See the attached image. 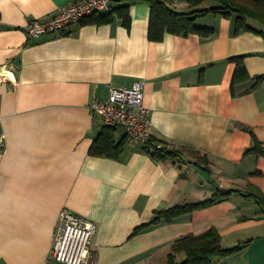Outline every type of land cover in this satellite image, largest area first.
Returning <instances> with one entry per match:
<instances>
[{
  "label": "crops",
  "instance_id": "1",
  "mask_svg": "<svg viewBox=\"0 0 264 264\" xmlns=\"http://www.w3.org/2000/svg\"><path fill=\"white\" fill-rule=\"evenodd\" d=\"M70 1L0 0V264H50L64 208L97 224L92 264H168L177 239L213 226L225 248L242 246L219 264H264V80L253 88L264 74V36L237 31L235 13H208L196 23L212 34L153 41L146 0L131 4L129 26L116 14L91 15L67 32L28 36L31 21L52 19ZM235 56L248 70L236 82ZM136 80L145 83L152 135L183 149L180 159L158 160L128 137L118 158L90 154L105 126L93 102ZM124 136L116 130L117 141ZM257 144L262 151H251ZM220 195L150 223L157 210Z\"/></svg>",
  "mask_w": 264,
  "mask_h": 264
},
{
  "label": "trees",
  "instance_id": "2",
  "mask_svg": "<svg viewBox=\"0 0 264 264\" xmlns=\"http://www.w3.org/2000/svg\"><path fill=\"white\" fill-rule=\"evenodd\" d=\"M116 1V0H115ZM126 1L123 5L114 10L102 13H95L97 21L107 22L114 18V14L122 19L126 26L131 23L130 6L138 0ZM150 3L151 14L149 24V38L153 41H160L166 33L188 36L191 34L210 35L214 29L210 27L199 26L196 22L198 18L208 13H221L229 15L236 14V30H250L258 32L264 36V28L254 26L250 20H256L264 24V0H215L216 5L211 8H200L205 0H189L194 9L190 12H180L172 8L165 0H146ZM114 4V3H113ZM112 4V7H113ZM236 61V70L234 73V82L248 75V70L244 61V56L232 57ZM256 82L253 88L258 86L264 80V74L255 78ZM116 128L104 126L102 131L96 137L90 148V154L94 156H107L118 158L123 150L127 139L124 136L121 140H116ZM145 149L158 160L180 159L183 149L171 148L164 141L156 139L153 135L148 144H144ZM163 145V147H159ZM251 151H262L261 144H257ZM230 193V191H225ZM224 195V194H223ZM222 195L210 197L196 202H187L176 204L172 207L157 210L154 219L150 223H159L161 221L172 222L181 215L190 213L197 209L209 207L220 201ZM140 228H136V232ZM242 246L234 248H225L222 245L220 232L216 227H210L200 234H188L177 239L172 251L169 253L168 264H219L222 258L229 256ZM185 253V258L177 260L178 253Z\"/></svg>",
  "mask_w": 264,
  "mask_h": 264
},
{
  "label": "built area",
  "instance_id": "3",
  "mask_svg": "<svg viewBox=\"0 0 264 264\" xmlns=\"http://www.w3.org/2000/svg\"><path fill=\"white\" fill-rule=\"evenodd\" d=\"M114 2L70 1L52 19L31 21L26 28L27 34L30 38H38L48 32H67L74 23L86 17L110 11ZM144 86L143 80H136L130 86H112L108 97L94 101L92 109L103 117L106 126L122 130L135 142L148 144L152 131L150 108L144 103ZM96 231L97 224L93 220L64 208L59 215L50 264H92L91 245Z\"/></svg>",
  "mask_w": 264,
  "mask_h": 264
},
{
  "label": "rangeland",
  "instance_id": "4",
  "mask_svg": "<svg viewBox=\"0 0 264 264\" xmlns=\"http://www.w3.org/2000/svg\"><path fill=\"white\" fill-rule=\"evenodd\" d=\"M225 260H226V261H228V259H227V258H226ZM228 262H229V261H228Z\"/></svg>",
  "mask_w": 264,
  "mask_h": 264
}]
</instances>
